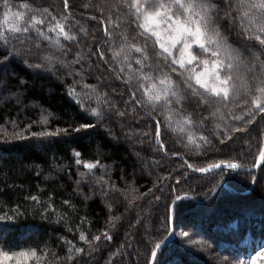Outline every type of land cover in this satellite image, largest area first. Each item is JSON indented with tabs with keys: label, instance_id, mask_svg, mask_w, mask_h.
Listing matches in <instances>:
<instances>
[{
	"label": "trees",
	"instance_id": "trees-1",
	"mask_svg": "<svg viewBox=\"0 0 264 264\" xmlns=\"http://www.w3.org/2000/svg\"><path fill=\"white\" fill-rule=\"evenodd\" d=\"M12 2L16 4L20 0ZM68 2L70 7L65 10L62 0H35L37 7H48L52 15L59 17L61 13L70 12L69 25L78 21L79 26L89 29L90 35L82 40L80 47L96 51L95 43L103 39L101 14L95 7L100 0ZM107 2L111 4L114 0ZM86 4L89 7H85ZM220 6L224 7L223 0ZM107 11L106 8L105 14ZM92 16L98 19L92 20ZM126 27L130 35H135L133 26ZM221 27L227 29L228 26L221 22ZM225 36L233 47H240L242 40L235 29L225 30ZM35 43L34 35L26 42ZM65 43L71 48L67 57L70 60L77 48ZM107 48L105 44L100 50L105 52V58L111 64V53ZM37 51L33 47V54ZM39 51L59 54L48 48L45 42L41 43ZM4 54L0 51V55ZM91 63L93 70L85 73L84 83L96 85V77L103 72L100 90L107 91L121 110H124L125 102H129V115L121 118L112 113L102 127L89 130L87 134L70 131L68 135L43 138L32 137L31 133L55 131L88 119L66 94L73 79L65 76L59 66L55 73L32 71L20 61L9 66V76L4 80L6 87L0 89V96L9 97L0 99V128H6L8 134L5 137V132L0 131V214L15 219L0 222V247L12 253L33 248L40 255L47 252L42 264H109V257L117 249L120 252L112 258L113 264H148L153 244L167 237L171 230V225L165 226L164 221L166 204L176 195L183 197L185 193L188 199L178 202L183 211L181 218L174 223L177 234L159 254L161 264H236L237 247L248 253L251 240L264 243V164L259 172L224 168L223 182L218 185L220 169L199 173L187 167V164L205 167L225 160L237 162L243 169L252 168L257 164L259 143L264 140V114L257 115V127L254 123L248 125L247 132L235 133L234 139L224 147L217 140L215 123L218 121L209 115L210 110L194 111L189 100L186 110L193 112L194 120L204 121L203 128L193 131L211 141L206 151L196 152L185 147L186 136L181 142L178 133L164 126L163 114L156 115L161 109L152 112L150 108L136 106L132 112L126 86L104 71L105 65L97 56H91ZM97 64L101 71L95 70ZM20 80L24 81L23 86H19ZM13 85L16 87H11ZM17 88L21 93L20 103L9 96ZM42 109L52 113L46 125L40 122ZM149 112L161 121L163 149L156 142L155 121ZM240 112V109L233 110L234 115ZM233 124L243 126L240 122ZM29 125L31 127H27ZM106 129L111 130V135ZM17 133L28 138L18 139ZM77 151L81 153V160L98 158L107 166L106 172L95 169L87 180L80 181L79 187L76 183L80 179L78 173L86 170L75 164L74 152ZM102 175L114 186L104 189L106 195L95 184V178ZM240 176L247 181L242 182ZM178 178L179 183L176 182ZM213 185H216L215 191H212ZM33 196L38 198L37 201L31 199ZM133 196L138 199L129 207L128 199ZM66 200L69 204H64ZM110 215L121 217L116 228L110 229L113 239L106 241L102 238L98 242L99 249L91 255L66 261L69 247L66 241L87 250V245L79 241V231H85L89 239L102 234L109 227ZM81 218H85L83 223ZM180 231L189 232L196 243L182 240L178 235Z\"/></svg>",
	"mask_w": 264,
	"mask_h": 264
},
{
	"label": "snow or ice",
	"instance_id": "snow-or-ice-1",
	"mask_svg": "<svg viewBox=\"0 0 264 264\" xmlns=\"http://www.w3.org/2000/svg\"><path fill=\"white\" fill-rule=\"evenodd\" d=\"M220 4L221 0H114L111 4L107 0H100L95 7L101 14L99 19L103 26V39L95 43L96 51H93L89 47H80L82 40L89 37V29L79 26L78 21L69 25L70 12L61 13L58 17L52 15L48 7H37L35 0H20L16 4L12 0H0V51L6 53L0 55V89L6 87L4 80L9 76V66L15 61L22 62L25 68L36 72L55 73L59 66L65 76L73 79V83L66 89L67 96L81 112L87 114L88 119L75 126L31 133V136L59 137L62 134L68 135L70 131L87 134L89 130L102 127L112 113L121 118L129 115V102H125V108L121 110L107 91L100 90L104 80L103 72L96 77V85L84 83L85 73L93 70L91 56L95 55L105 65L104 71L128 89L132 112H135L136 106L150 108L152 112L161 109L156 115L163 114L164 126L178 133L181 142H184L186 136L185 147L204 152L211 141L193 131L198 127L203 128L204 121L194 120L193 112L186 110L185 105L191 100L189 106L194 111L204 108L210 110L209 115L218 121L215 123L217 140L220 145L227 147V142L234 139L235 133L247 132V126L253 124L257 115L264 114V0H223V8ZM62 5L65 10L70 7L68 0H62ZM91 19L97 20L98 17L92 16ZM221 22L227 24V29L221 27ZM126 25L134 27L135 35H130ZM233 29L242 40L240 47H233L225 36V30L230 32ZM33 35L36 43L26 44ZM92 39L95 41L94 36ZM42 42L59 54L39 51ZM65 42L77 48L70 60L67 57L71 48ZM105 44L111 53V64L105 58V52L100 50ZM33 47L38 50L36 54L32 52ZM95 70L101 71L99 64ZM23 85L24 81L20 80L19 86ZM9 96L20 103L21 93L18 88L11 91ZM7 98L0 96V99ZM234 109H240V114L234 115ZM152 112L148 115L155 121V139L163 149L161 121L156 120ZM51 115L42 109L40 122L46 125ZM233 122H240L243 126L235 127ZM106 130L111 135V130ZM7 135L5 132V137ZM16 136L18 139L28 138L19 133ZM74 156L75 164L82 165L86 170L78 173V187L80 181L87 180L95 169L107 170V166L101 164L98 158L83 161L78 151L74 152ZM260 162H264V140L258 146L257 164ZM187 167L199 173L220 169V173H217L220 176L216 181L218 185L223 182L224 168L237 170L241 165L221 160L205 167H194L192 164H187ZM176 182H180L179 178ZM252 182L255 183V178ZM95 184L104 195L105 188H114L103 175L95 178ZM216 185H213L212 191H215ZM31 199L37 201L38 198L33 196ZM136 199V196L128 199V206L132 207ZM185 199H188L187 193L183 197L176 195L166 204L165 226L173 225L181 218L183 206L178 202ZM64 204H69V201H64ZM108 208L111 211L110 204ZM14 219V216L0 214V222ZM120 219V216L110 215L107 221L109 227L91 239L85 231H79V241L87 245V250L66 241L69 247L65 260L71 262L77 257L91 255L99 249L98 242L102 238L111 241L113 237L110 229H115ZM84 220L81 218L82 223ZM178 235L187 238L189 244L196 243L189 232L182 231ZM166 239L164 237L153 244L148 264H161L158 253ZM119 252L117 249L111 254L109 264H113L112 258L119 255ZM47 255V252L38 254L35 248L21 250L17 254L0 247V264L10 259H15L16 264H28L29 260L42 264ZM256 256L261 257V253L257 252ZM237 264L244 262L238 261ZM252 264H256L255 258Z\"/></svg>",
	"mask_w": 264,
	"mask_h": 264
},
{
	"label": "rangeland",
	"instance_id": "rangeland-1",
	"mask_svg": "<svg viewBox=\"0 0 264 264\" xmlns=\"http://www.w3.org/2000/svg\"><path fill=\"white\" fill-rule=\"evenodd\" d=\"M253 123L256 127L259 125V121H257V120H255ZM0 131L6 132L7 130H6V128L2 127V128H0ZM16 132H18L17 129H16ZM161 142L163 143V140H161ZM247 169H250V168H247ZM249 172H252V171H249ZM240 180L242 182H246L247 178H242L240 176ZM180 232H182V231H180ZM182 240L187 241V238L182 237ZM249 245H250V247H249L250 250L248 253L242 252V249L239 251V247H237L236 250L238 251V258L237 257L234 258L235 261L232 259V262L234 261L237 264L238 261H243L244 264H252V259L255 258L256 264H264V243L263 242H255V241L251 240ZM257 252L261 253V257L256 256ZM18 253L19 252H17V254ZM4 264H16V260L15 259L6 260V261H4ZM28 264H34V260H29Z\"/></svg>",
	"mask_w": 264,
	"mask_h": 264
},
{
	"label": "water",
	"instance_id": "water-1",
	"mask_svg": "<svg viewBox=\"0 0 264 264\" xmlns=\"http://www.w3.org/2000/svg\"><path fill=\"white\" fill-rule=\"evenodd\" d=\"M264 162H260L259 164H256L255 167H252L250 169H243V168H239L237 169L236 171H252V172H259V170L261 169V167L263 166ZM175 228H174V224L171 225V230L167 236V239L165 241V243L163 244L162 246V249L159 251L158 255L163 251V249L169 245L172 240L174 239V236H175Z\"/></svg>",
	"mask_w": 264,
	"mask_h": 264
}]
</instances>
